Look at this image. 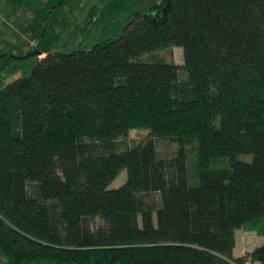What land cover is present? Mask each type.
<instances>
[{
  "label": "trees",
  "instance_id": "obj_1",
  "mask_svg": "<svg viewBox=\"0 0 264 264\" xmlns=\"http://www.w3.org/2000/svg\"><path fill=\"white\" fill-rule=\"evenodd\" d=\"M146 1L87 51L41 29L44 58L0 90L7 264H264V245L233 257L239 228L264 236V0ZM170 47L184 78L154 56ZM134 129L149 137L129 148Z\"/></svg>",
  "mask_w": 264,
  "mask_h": 264
},
{
  "label": "rangeland",
  "instance_id": "obj_2",
  "mask_svg": "<svg viewBox=\"0 0 264 264\" xmlns=\"http://www.w3.org/2000/svg\"><path fill=\"white\" fill-rule=\"evenodd\" d=\"M58 1L60 0H0V90L16 79L28 76L37 60L44 58V55L38 57L36 52L39 50L34 49L33 56L25 60L20 59L30 54V50L39 40L36 36L40 34L41 29L44 30L42 40L49 42L51 51H87L109 37L116 38L121 35L128 18L135 9L142 6L144 0H67L62 7L48 9L50 4L53 6ZM94 6L99 8V12L95 23L88 28L87 14ZM154 56L178 66L180 77H185L182 69V48L162 49L155 52ZM148 137V131L134 129L129 132L123 143L133 148ZM156 145L160 157L171 156L176 150L175 145L163 140H158ZM186 150L189 153V170L192 173L195 164L194 152L191 148ZM125 181L126 171L122 170L109 188L117 189ZM158 200L156 195L154 201L158 203ZM101 223L96 219L92 225ZM263 242L264 236L249 223L245 224L235 232L234 258H245L249 251ZM0 264H7L1 256Z\"/></svg>",
  "mask_w": 264,
  "mask_h": 264
},
{
  "label": "crops",
  "instance_id": "obj_3",
  "mask_svg": "<svg viewBox=\"0 0 264 264\" xmlns=\"http://www.w3.org/2000/svg\"><path fill=\"white\" fill-rule=\"evenodd\" d=\"M98 12H99V10H91V11H89L88 12V14H93V15H98ZM88 14H87V18L89 17L88 16ZM97 17L95 16L94 17V20L96 19ZM95 23V22H94ZM87 27L89 28V27H91V26H89V25H87ZM264 245V242L261 244V245H259V246H257V247H260V246H263ZM257 247H255V248H257ZM254 248V249H255ZM254 249H252L251 251H249L248 253H250V252H252ZM235 250H236V247H234V249H233V255H234V253H235ZM241 255V254H240ZM233 257H236V256H233Z\"/></svg>",
  "mask_w": 264,
  "mask_h": 264
},
{
  "label": "water",
  "instance_id": "obj_4",
  "mask_svg": "<svg viewBox=\"0 0 264 264\" xmlns=\"http://www.w3.org/2000/svg\"><path fill=\"white\" fill-rule=\"evenodd\" d=\"M36 54H37L38 56L41 55L40 52H36ZM31 56H33V49L30 50V54H29L27 57H22V58H20V59H21V60H25V59L30 58Z\"/></svg>",
  "mask_w": 264,
  "mask_h": 264
},
{
  "label": "built area",
  "instance_id": "obj_5",
  "mask_svg": "<svg viewBox=\"0 0 264 264\" xmlns=\"http://www.w3.org/2000/svg\"><path fill=\"white\" fill-rule=\"evenodd\" d=\"M245 264H251L250 259H247L246 262H245Z\"/></svg>",
  "mask_w": 264,
  "mask_h": 264
}]
</instances>
